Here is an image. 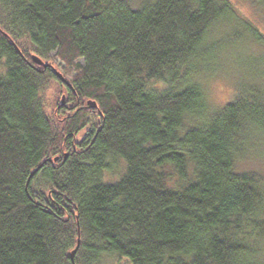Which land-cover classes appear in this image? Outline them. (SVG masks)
<instances>
[{"label": "trees", "instance_id": "obj_1", "mask_svg": "<svg viewBox=\"0 0 264 264\" xmlns=\"http://www.w3.org/2000/svg\"><path fill=\"white\" fill-rule=\"evenodd\" d=\"M233 20L264 43L230 0H0V264H264V70L204 85Z\"/></svg>", "mask_w": 264, "mask_h": 264}, {"label": "rangeland", "instance_id": "obj_2", "mask_svg": "<svg viewBox=\"0 0 264 264\" xmlns=\"http://www.w3.org/2000/svg\"><path fill=\"white\" fill-rule=\"evenodd\" d=\"M152 1L154 0H129L134 8ZM230 1L241 17L251 21L264 36V4L256 0ZM219 39L223 42L228 40L221 47L228 42L230 46L219 51L214 69L204 79L207 97L213 107H221L230 102L241 86L256 84L260 72L264 70V43L252 37L243 25L234 20L228 22L221 29ZM53 64L60 69L59 61L55 60ZM60 70L59 73L65 78L63 69ZM257 84L259 86L261 82ZM261 137L255 132L248 136L245 156L237 162V169L241 172H257L264 178V137Z\"/></svg>", "mask_w": 264, "mask_h": 264}, {"label": "water", "instance_id": "obj_3", "mask_svg": "<svg viewBox=\"0 0 264 264\" xmlns=\"http://www.w3.org/2000/svg\"><path fill=\"white\" fill-rule=\"evenodd\" d=\"M33 61L39 65V66H42L44 67L45 69H47L49 66H51L50 64H46L41 58L37 57V56H33ZM52 67V66H51ZM56 75L57 77L63 81L65 84H68V81L63 77V75L61 73H59L58 71H56ZM65 97H63L62 99V103L64 104L65 103ZM88 105L92 108L96 107V103L95 102H92V101H89L88 102Z\"/></svg>", "mask_w": 264, "mask_h": 264}]
</instances>
